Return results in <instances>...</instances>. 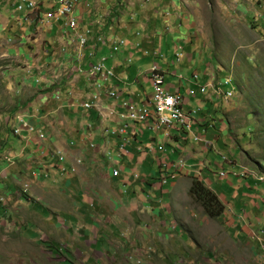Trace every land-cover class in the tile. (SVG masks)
I'll list each match as a JSON object with an SVG mask.
<instances>
[{"label":"rangeland","instance_id":"1","mask_svg":"<svg viewBox=\"0 0 264 264\" xmlns=\"http://www.w3.org/2000/svg\"><path fill=\"white\" fill-rule=\"evenodd\" d=\"M12 10V0H0V264H176V256L169 254L173 248L190 253L193 263L183 264H259L240 228L227 221L233 213L224 209L210 218L187 192L193 178L204 183L210 179L220 154L244 170L264 173V0H74L72 14L83 12L85 19L81 23L76 16L79 29H91L92 41L86 46L76 36L73 46L62 43V19L50 35L49 27L38 24L47 21L35 14L29 23L18 20L20 13L8 20ZM99 36L124 38L122 46L111 45L109 52L124 58V71L141 70L133 85L136 99L151 92L144 71L153 62L164 69L165 83L181 87L183 81L182 89L189 86L193 71L211 87L220 82L222 92L231 89L224 80H231L230 97L209 87L184 106L207 109L201 113L206 136L195 141L189 133L177 143L184 151L175 150L185 160L187 151L195 154L194 171L184 173L187 166L178 173L168 170L164 176L174 178L165 179L158 159L146 153L142 165L132 166H137V176L123 169L120 177L112 178L110 164L116 163L114 158L108 161L104 150L111 146L93 137L89 147L83 140L86 111L71 103L85 96L61 89H78L86 81L96 87L79 62L83 47L93 51L101 45ZM17 115L37 121L48 137L46 152L15 141L11 126ZM94 130L85 128V140ZM147 142L149 137L136 138L141 146ZM58 147L67 149H60L62 159ZM134 153L131 163L140 155ZM226 179L238 191L250 185L264 188L262 182L231 175ZM211 188L229 194L219 182ZM249 199H239V213L263 216L264 202L254 194ZM245 219L255 233L257 226ZM168 226L177 231L169 235ZM260 229L255 236L262 235Z\"/></svg>","mask_w":264,"mask_h":264},{"label":"built area","instance_id":"2","mask_svg":"<svg viewBox=\"0 0 264 264\" xmlns=\"http://www.w3.org/2000/svg\"><path fill=\"white\" fill-rule=\"evenodd\" d=\"M45 5L41 6L37 0H12V5L14 7L15 12L20 13V17L22 20L28 21L31 19V15L35 14L39 17V20H55L58 21L62 19L64 21L65 30L71 32L74 36H76L79 44L81 46L88 45L90 38L91 29L84 28L83 30L79 29L78 18L72 14L74 7V0H44ZM78 29V31H77ZM77 32H81L78 34ZM77 33V34H76ZM97 39V43L101 45L109 44L112 45L114 49H117L118 46H122L125 43L124 38L117 37L115 39H110L105 36H99ZM95 39V40H96ZM91 49V47H90ZM93 52L89 51V56H91ZM157 56V53L155 54ZM105 57H100L96 62H92L87 70L88 75L94 80L97 92L91 94V96L82 100L81 102H77L76 105L80 106L85 111L90 110L91 108H95L98 112V115L101 120H105L110 118L113 121L114 125H109L103 128L104 134L113 135L116 138V148L114 147L112 150L105 149V155L108 159H117L114 160L117 164L120 159H124L129 155V144L130 142H135L137 136H141L143 133V127L149 130L154 136L150 137L149 142L145 143V145H138L135 149L141 153L142 159L144 160V154H150L151 156L158 159L161 168V175L165 177V179H170V177L174 178V174H168L164 176L168 170H172L173 172H179L186 166L188 167L187 171L195 170V163H189L187 160L182 159L180 157L172 160L170 158L169 152H173L176 149H181L182 147L177 144L179 142H172V136H169V143L171 144V149L165 146L164 141H158L155 139V134H158L160 131H164L167 129H171L172 127L178 126L185 132H189L192 135L194 140H202V135L199 132L194 130V127H198L200 123V110L201 107L193 106L192 108L186 109V101L191 97H195L198 94H203L207 91V88L211 87L210 81L199 82V72L193 71L191 72L189 82L192 83V86L187 87L184 90V93L180 91V87L169 85L164 81V69L160 67L156 62H153L152 65L147 70L148 81L151 87V92L146 96V99L143 103L136 102L133 98L130 97H121L122 93H118L115 90L113 84H109L107 88H104V93L108 99H111L112 103L110 106L105 107V111H103V107L99 104V89L102 88V85H105V82L109 78H115L114 70L107 66L104 62ZM80 68V67H79ZM179 78L182 76L179 74ZM183 83V81H182ZM182 83L180 85H182ZM231 85V89L226 92H222L220 89V82L217 88L211 87L214 93L219 95L223 94L224 97L228 98L232 95L233 85L231 81L227 78L224 80V85ZM71 106L74 107L75 104L71 103ZM118 107L122 108L121 111H118ZM117 119L119 122H117ZM85 128H93L92 124L86 122ZM12 133L16 136H22V132L25 131L26 140L28 142L34 143L35 147L39 151H43V146L41 141L44 140L45 134L41 128H39L36 124L30 122L25 118V116L17 115L15 116V121L12 124ZM179 130V129H178ZM103 134V135H104ZM35 136V140L30 138V136ZM86 139L88 135L85 134ZM182 140H186V136H181ZM93 139L86 140L85 142H89V147H93L92 143ZM57 156L62 159L61 150L56 151ZM113 153H116L113 155ZM222 163H221V162ZM220 161L215 162V166L217 169V176L221 179H226L228 175L239 177L242 179H249L251 177L255 182H264V173L263 172H253L240 168L239 164L225 154H220ZM115 164V165H116ZM223 164L230 166L229 169H224ZM234 166L239 167L238 169H234ZM121 167H111V175L118 176L120 175ZM248 181V180H247ZM260 234L264 235V229H260ZM257 236V235H256ZM259 236H257L258 238ZM260 247L264 253V237L258 238Z\"/></svg>","mask_w":264,"mask_h":264},{"label":"crops","instance_id":"3","mask_svg":"<svg viewBox=\"0 0 264 264\" xmlns=\"http://www.w3.org/2000/svg\"><path fill=\"white\" fill-rule=\"evenodd\" d=\"M76 4V3H75ZM13 6V5H12ZM75 7L77 8V6L75 5ZM13 13L12 12H10V19H8V20H13V18H15V15L16 14H18V12H15V10H14V7H13ZM78 12H80V11H78ZM76 13H77V9H76ZM82 13V14H81ZM82 15H84L83 14V12H80V13H78V14H76V16L79 18V20L81 21V23H82V20L84 21L85 19L84 18H82ZM18 17H19V21L20 22H23V23H29V22H32L34 19L33 18H31L29 21H25V20H22L21 19V17H20V15H18ZM35 18V17H34ZM89 18H91V16H89ZM59 21V20H58ZM58 21H55V20H50V21H47V22H44V24H40L39 22H38V24L39 25H45L46 27H49V29H48V32H49V34L50 35H52V33L53 32H55V26H57L56 24H57V22ZM92 21H88V24L90 25V24H92L91 23ZM59 26V28H60V31H61V33H62V36H63V38L61 37V40H62V43H66V44H69L68 46H73V44H72V42H73V40H75V37H74V35L71 33V32H67L66 30H64V29H62L61 28V24H59L58 25ZM63 27V26H62ZM91 41V40H90ZM98 44V43H97ZM109 44L108 45H106L105 44V46H103V45H97L96 46V48L95 49H93V54L91 55V56H89V51L91 50H89V49H86V48H84L83 47V52H85V55H83L82 56V60L79 62V67L80 68H82V69H86V72H87V70H88V67H89V65L92 63V62H94V61H97L100 57H105V60H104V62H105V64L107 65V66H109V67H111L113 70H114V73H115V79H113V78H111L112 80H113V86L114 87H116L117 88V92L118 93H122V95H121V97H130V98H133L134 97V100L136 101V102H138V103H143L144 101H145V99H146V96L149 94H147V95H145V96H143L142 98H138V99H136L137 97H136V95L138 94V91L137 90H134L133 89V85L138 81V76L139 75H141L140 73H141V70L140 69H137V72L136 73H134L133 74V70H127V71H124V69L125 68H128V67H126V65H125V63H126V61H124V58L123 57H119L117 54H115V53H110L109 52ZM87 56V57H86ZM143 58H147V57H144L143 56ZM150 67V66H149ZM147 70H148V68L144 71L145 72V80L149 83V81H148V74H147ZM144 77V76H143ZM147 78V79H146ZM206 81V80H205ZM87 82V84L85 83V82H82V84L80 85V86H78L77 85V88L78 89H75V87L73 86V85H69L68 87H67V85H65L62 89H61V91L65 94V93H67V91L68 90H72V92L74 91L75 93H77V95H80V96H85V97H81V98H79V99H77V100H75L74 101V104H77V102H81L82 100H86V99H88L90 96H91V94L92 93H94V92H96V91H98L97 90V88L96 87H94V85H92V82H90V81H86ZM188 83H189V86H192V83L191 82H189L188 81ZM74 88H73V87ZM107 86H108V84L105 86V89L107 88ZM174 86H176V85H174ZM181 87H180V91L182 92V93H184V90L187 88H184V89H182V86L183 85H180ZM188 86V87H189ZM178 87V86H177ZM65 88V89H64ZM81 88H83V89H81ZM151 88V87H150ZM85 90H88V91H85ZM99 91H100V95H99V104L103 107V111H105L106 109H105V107H108V106H110L111 105V103H112V101H111V99H108L107 97H106V95H105V93H104V89L103 88H100L99 89ZM67 97V96H66ZM68 99H69V97H67V101H68ZM190 100V99H189ZM189 100H187L186 101V106L188 105V101ZM193 106H195V105H192L191 107H189V108H192ZM188 108V109H189ZM75 109H77L78 111H85L84 109H82L80 106H78V108L76 107ZM207 109L206 108H202L201 107V110H200V112H199V116H200V123H199V125H198V127H194V130L196 131V132H202L201 133V135L204 137V136H206L205 135V133H204V127H205V125H204V122H202L203 121V119L204 118H202L201 117V113H204L205 111H206ZM84 116H85V120H86V122H89V123H91L92 124V126H93V128L95 129L94 130V133H93V136H92V138L91 139H93V137L95 138V139H97V140H101V143L103 144V145H106V146H111V148L113 149L114 147L116 148V138L113 136V135H110V134H104L103 133V128L104 127H107V126H109V125H114V123H113V121H115V120H110V118H107V119H105V120H101L100 119V117H99V115H98V112H97V110L95 109V108H91L90 110H88V111H86V114H84ZM27 120H29L30 122H32V117H30L29 115H27L26 117H25ZM34 119V118H33ZM12 121L14 122L15 121V116L13 117V119H12ZM117 122H119V120L117 119ZM218 122V121H217ZM32 123H34V124H36L39 128H41L38 124H37V121H35V122H32ZM215 123V122H214ZM223 123V122H222ZM86 124V123H85ZM85 124H83V126L82 127H85ZM204 125V126H203ZM207 127H209L208 129H209V131H211L213 128H210V127H212V124H209V125H207ZM220 127H221V124H220ZM42 129V128H41ZM143 133H142V135L141 136H139L140 138H142V137H149V140H150V137H152V136H154V134L153 133H151L149 130H147L145 127H143ZM179 129V130H178ZM43 130V129H42ZM198 130V131H197ZM84 131V128L82 129V133L80 134L81 135V137L83 138V140L84 141H86L85 139H86V137H85V133L83 132ZM44 132V131H43ZM166 133H168V135H170V136H172V138H173V141L172 142H179V141H186V140H182L181 139V136H186L187 134H189V132H185V131H183L182 129H180L178 126H175V127H172L171 129L169 128V129H167V130H164V131H160L158 134H155V139L156 140H160V141H164L165 142V146L168 148V150H170L172 147H171V144L169 143V141H168V139H169V136L166 134ZM207 133H208V130H207ZM45 134V133H44ZM104 134V135H103ZM13 136H15L16 138H17V140H15V141H18V142H21V141H26V143L27 144H31V145H33V146H31V147H33V151H38V149L35 147V145H34V143H32V142H28L27 140H26V135H25V131H23L22 132V136H16V135H13ZM138 137V136H137ZM30 138H32L33 140H35V136L33 135H31L30 136ZM46 138H48V137H46V135H45V138H44V140L46 139ZM205 138H203V140H204ZM44 140L43 141H41V144H42V146H43V151L44 152H46L47 151V149H46V144H45V146H44ZM103 141V142H102ZM196 141V140H195ZM47 142H49V140L47 141ZM46 142V143H47ZM182 142V143H183ZM205 142L207 143V142H209V143H213L211 140H207V139H205ZM48 144V143H47ZM140 144V143H139ZM139 144H137L136 143V141L135 142H130V144H129V146H128V148H129V155L130 156H127V157H125L124 159H120V161L114 166V167H121V169H124V170H126V172L127 171H129L130 173H131V175H133L134 176V173H135V171H136V168H137V166H135V167H132L134 164H136V165H138V164H140V165H142V163H144V161H142L143 159H142V156L143 155H141V153H139L140 155L139 156H137V160L135 161V162H133V163H131V162H129V161H131V159H133L134 158V155H136L135 153H134V151L136 150L135 148L139 145ZM191 144V143H190ZM143 145H145V144H142V146ZM189 144H187V145H185L186 147L188 146ZM182 147V146H181ZM185 147V148H186ZM58 150H60V149H63V150H67L66 149V147H58L57 148ZM106 149V148H105ZM104 149V150H105ZM181 150L182 151H184V149L183 148H181ZM42 151V152H43ZM137 151V150H136ZM138 152V151H137ZM116 154V153H115ZM115 154H113V155H115ZM177 154H179L178 153V151H173V152H169V155H170V158L172 159V160H174L176 157H178L177 156ZM194 155L195 154H191V152L190 151H187V162H189V163H191V162H193V158H194ZM139 159V160H138ZM114 160H117V159H114ZM110 162V161H109ZM125 162V163H124ZM145 166H148L149 167V169H150V166H149V164L148 165H145ZM112 167V166H111ZM228 168H230V166H226V169H228ZM239 167H237V166H235L234 167V169L236 170V169H238ZM191 170V169H190ZM190 170H185V172L184 173H189V171ZM192 171H194V170H192ZM191 171V172H192ZM216 171L217 170H214V174L212 173L209 177H210V181L207 179V177L206 178H204V181H205V183H206V185L208 186V187H210L211 188V185L212 184H214V183H216V182H219L220 183V187L221 186H223V185H225L226 186V188H228V192H229V194L227 193V195H222L221 193H217L218 194V196H219V199L222 201V203L225 205V211H226V209H229V211L231 212V213H233L232 214V217H228V222L229 223H234V224H237V226L240 228V230H239V232L241 231L244 235H245V237L247 238V239H244V241H247L248 240V243H249V247L251 248L250 250L252 251V256L254 257V258H252L256 263H259V264H264V253H263V251H262V249H261V247H260V243H259V240H258V238H262V237H264V235H261V236H259L258 238H257V236H255V234L257 233V231L261 228V229H264V215L263 216H258V215H254L253 217H252V215L251 214H240L239 213V209H243V207L241 206V205H243V204H241L240 203V201H239V199L241 198H243L244 199V197H246V198H251V197H253V194H254V198H256V196H257V198L259 199H261V201L262 202H264V188H261L260 187V184H259V186H253V188H252V186L250 185L249 187H246L245 189L244 188H241V190L240 191H238V189L237 190H235V189H233L232 188V186H230L231 185V182L230 181H228L227 179H221V178H219L218 176H217V173H216ZM233 177H235V176H233ZM235 178H238V177H235ZM248 181H251V182H254L253 181V179H247ZM211 181L213 182L212 184H210L209 185V183H207V182H210L211 183ZM238 181V180H237ZM236 181V182H237ZM251 182H250V184H251ZM256 183V182H255ZM262 183H264V182H262ZM212 189V188H211ZM254 189H255V192H254ZM244 190V191H243ZM250 191H252V192H250ZM126 192V191H125ZM246 192H249V193H246ZM261 192L263 193V195H261ZM132 195H136V194H132ZM134 196H132V199H133V197ZM237 196H239L240 198H238ZM237 198V199H236ZM233 199H234V201H233ZM226 200H229L230 202H232L233 203V206H234V208L233 209H231V207H232V204H229V203H227L226 202ZM249 201L250 202H253L252 200H250L249 199ZM235 202H237V203H235ZM245 204V203H244ZM166 205L167 204H165V206L164 207H166ZM166 209V208H165ZM227 212V211H226ZM128 215H130L131 216V214H128ZM156 216H157V214H155ZM246 217H248L250 220H252L253 221V223L251 224V225H255V226H257V227H255V233H254V230L252 229V227L250 226V225H248L246 222H245V218ZM236 219V220H235ZM236 221V222H235ZM165 224V223H164ZM259 226V227H258ZM169 228V230L168 231H170V232H168L169 233V235H171L172 233L174 234L176 231H177V227L175 226V227H173V226H168ZM249 230V231H248ZM171 233V234H170ZM252 233H254V236H255V240H253V239H251L250 237H252L251 236V234ZM250 238V239H249ZM170 255H175L176 256V259H177V261H176V264H183L184 262H186V260L187 261H189V262H191V263H193V260H192V258H190V253H186V251H183V250H179V249H176V248H173V252L172 253H169ZM192 255V254H191ZM148 262V261H147ZM168 262H169V259H168ZM149 264H153L151 261H149Z\"/></svg>","mask_w":264,"mask_h":264},{"label":"trees","instance_id":"4","mask_svg":"<svg viewBox=\"0 0 264 264\" xmlns=\"http://www.w3.org/2000/svg\"><path fill=\"white\" fill-rule=\"evenodd\" d=\"M262 110L264 111V109ZM260 115L261 118L264 117V113ZM253 181L255 183V180ZM187 193L191 200L199 204L203 213L210 218L219 216L224 210V205L216 193L201 180L193 178Z\"/></svg>","mask_w":264,"mask_h":264},{"label":"clouds","instance_id":"5","mask_svg":"<svg viewBox=\"0 0 264 264\" xmlns=\"http://www.w3.org/2000/svg\"><path fill=\"white\" fill-rule=\"evenodd\" d=\"M109 160H110V159H108V161H109ZM142 161H144V160H142ZM111 166H112V164H110L109 176L112 177V178H118V177H120L123 169L120 170V175H118V176H113V175H111ZM113 166H115V165H113ZM224 169H225V168H224ZM158 170H159V171H162L161 168H159ZM226 170H227V169H226ZM189 173H190V171H189ZM134 176H137V174L134 173ZM228 177H229V175H228ZM228 177H227V178H228ZM238 178H239V177H238ZM221 202H222V201H221ZM223 205H224V204H223ZM224 209H225V205H224ZM223 211H224V210H223ZM206 216H207V215H206Z\"/></svg>","mask_w":264,"mask_h":264},{"label":"bare ground","instance_id":"6","mask_svg":"<svg viewBox=\"0 0 264 264\" xmlns=\"http://www.w3.org/2000/svg\"><path fill=\"white\" fill-rule=\"evenodd\" d=\"M86 57H87V56H86ZM230 81H231V80H230ZM193 141H194V140H193ZM57 158H58V157H57ZM57 160H58V159H57ZM61 162H62V161H61ZM58 163H59V162H58ZM64 165H65V164H64ZM187 168H188V167H187ZM187 168H186V169H187Z\"/></svg>","mask_w":264,"mask_h":264}]
</instances>
